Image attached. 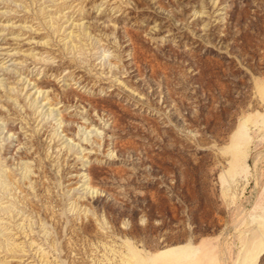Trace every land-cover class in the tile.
Returning a JSON list of instances; mask_svg holds the SVG:
<instances>
[{"label": "rangeland", "instance_id": "obj_1", "mask_svg": "<svg viewBox=\"0 0 264 264\" xmlns=\"http://www.w3.org/2000/svg\"><path fill=\"white\" fill-rule=\"evenodd\" d=\"M0 47V264H264V0H0Z\"/></svg>", "mask_w": 264, "mask_h": 264}, {"label": "bare ground", "instance_id": "obj_2", "mask_svg": "<svg viewBox=\"0 0 264 264\" xmlns=\"http://www.w3.org/2000/svg\"><path fill=\"white\" fill-rule=\"evenodd\" d=\"M0 57H2V58H0L2 61L6 58H9V57H11V54H9L7 51L5 52L1 47H0ZM4 57V58H3ZM6 68V66L3 64V63H1L0 64V71L2 72H6L5 70L7 69H5ZM5 69V70H4ZM9 71V70H8ZM7 71V72H8Z\"/></svg>", "mask_w": 264, "mask_h": 264}]
</instances>
